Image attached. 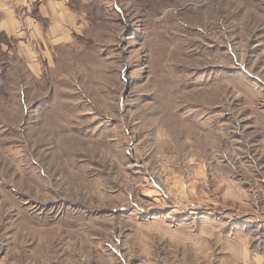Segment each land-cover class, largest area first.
I'll list each match as a JSON object with an SVG mask.
<instances>
[{"label": "rangeland", "instance_id": "1", "mask_svg": "<svg viewBox=\"0 0 264 264\" xmlns=\"http://www.w3.org/2000/svg\"><path fill=\"white\" fill-rule=\"evenodd\" d=\"M70 1L0 35V264H264V0Z\"/></svg>", "mask_w": 264, "mask_h": 264}, {"label": "crops", "instance_id": "2", "mask_svg": "<svg viewBox=\"0 0 264 264\" xmlns=\"http://www.w3.org/2000/svg\"><path fill=\"white\" fill-rule=\"evenodd\" d=\"M78 13L70 0H0V35L19 40L34 61L44 52L50 59L49 49L67 43L79 28Z\"/></svg>", "mask_w": 264, "mask_h": 264}]
</instances>
